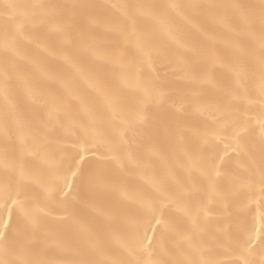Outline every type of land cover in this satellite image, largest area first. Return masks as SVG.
Returning <instances> with one entry per match:
<instances>
[{
  "label": "snow or ice",
  "instance_id": "6c2138e0",
  "mask_svg": "<svg viewBox=\"0 0 264 264\" xmlns=\"http://www.w3.org/2000/svg\"><path fill=\"white\" fill-rule=\"evenodd\" d=\"M93 27L108 34L103 54ZM89 57L116 58L119 83ZM157 64L183 74L175 96L146 74ZM125 88L179 104L165 149L145 150ZM0 133V264H264V0L3 4ZM257 185L259 227L209 228V205L230 220Z\"/></svg>",
  "mask_w": 264,
  "mask_h": 264
},
{
  "label": "bare ground",
  "instance_id": "6f19581e",
  "mask_svg": "<svg viewBox=\"0 0 264 264\" xmlns=\"http://www.w3.org/2000/svg\"><path fill=\"white\" fill-rule=\"evenodd\" d=\"M8 2H35V0H0V6ZM49 3H83V4H93V5H111L115 3L124 2V0H46ZM149 2H157L163 3L167 2V0H149ZM182 3H202V4H222V3H259V0H180ZM95 11V9L89 10ZM81 22L87 24V16L81 17ZM215 30L218 33H223V29L220 28L219 25H215ZM90 33V42L94 43L97 48L100 50L101 54L104 53L107 45V35L105 30L100 27H93L89 28ZM224 37L220 35L218 38L217 46L220 49L225 48L224 44ZM90 62L100 65L102 69V75L110 77L113 83L118 84L119 78L118 74L115 70V63L117 62L116 58H110L108 62L104 60H97L93 57H89ZM159 71L153 72L151 70L147 71V75L156 77L159 81L168 85L164 91L173 94L175 96L176 93L180 91V89L184 85V79L182 73H174L170 68L161 67L159 64L156 66ZM124 95V104H125V111L128 113H134L138 109L142 111L144 116V120L142 122V131L144 136V148L147 150L149 147H154L157 149H165V141H164V129L163 125L165 123L166 117L168 112L176 111L179 108V104L176 105V108H171V101L165 104H160V102L156 98H144L143 102H141L138 94L132 88H125L123 90ZM252 107V111L249 113L250 116H256L259 113V104H255ZM193 119H199L198 114L195 112L191 113ZM260 133L259 124L255 119H252L249 136L253 139L258 138ZM63 135V132L60 133ZM72 141H68L67 144L70 145ZM8 144L7 139L4 137L2 133H0V150H2L5 145ZM73 151L78 149L73 148ZM218 151L221 155L224 154V145L220 144ZM86 160L94 159V155L91 152H84L82 153ZM228 157H232L229 160ZM219 162V157H217ZM225 166L229 169L236 168L237 166V158L234 152L230 149L228 150V155L225 156ZM129 179L132 181H138L139 177L133 173L129 176ZM259 198V186L257 185L254 195L252 197V203L248 206L247 209H241L237 205H233L230 209L231 212V219L230 220H222L218 223V216L220 214V210L222 209V205L219 203H214L209 205L210 208L213 209L210 217H209V228L212 231H215L217 226L220 228H224L226 226H231L235 228L237 223L241 224L244 227L252 228L254 225L259 227V218L257 215V200ZM107 199H114V196L110 195ZM243 203H247V197L242 198ZM4 217L7 218V212H4Z\"/></svg>",
  "mask_w": 264,
  "mask_h": 264
}]
</instances>
